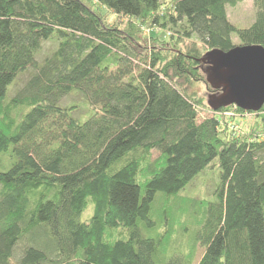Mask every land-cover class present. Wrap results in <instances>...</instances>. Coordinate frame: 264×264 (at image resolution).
<instances>
[{
	"label": "trees",
	"instance_id": "obj_1",
	"mask_svg": "<svg viewBox=\"0 0 264 264\" xmlns=\"http://www.w3.org/2000/svg\"><path fill=\"white\" fill-rule=\"evenodd\" d=\"M245 1L0 0V264H264V107L213 111L199 91L220 92L206 82L209 51L264 47V0L248 28L229 19ZM97 5L127 22L109 25ZM75 92L85 120L61 104ZM229 113L252 121L228 131ZM216 159L217 201L186 243L153 203Z\"/></svg>",
	"mask_w": 264,
	"mask_h": 264
},
{
	"label": "rangeland",
	"instance_id": "obj_2",
	"mask_svg": "<svg viewBox=\"0 0 264 264\" xmlns=\"http://www.w3.org/2000/svg\"><path fill=\"white\" fill-rule=\"evenodd\" d=\"M90 4L91 2L88 1ZM99 12L104 13V20L109 25H114L117 22L126 23L127 20L122 19L121 17L116 16L113 12L106 10L100 6H96ZM227 12L230 21L241 28H248L255 20V7L253 0H248L242 3H239L235 7L228 6ZM123 21V22H122ZM144 36L151 38L153 35L158 36L162 39H169L170 33L164 32L161 29L144 27L142 28ZM235 44H239V41L236 37H233ZM56 42L48 41L43 44L42 50L38 53L37 60L41 63L51 52L55 49ZM136 63V62H135ZM35 69H30L21 75L14 81V83L9 87L7 92V101L12 99L17 95V93L23 88L28 79L35 73ZM199 91L203 96H205L208 101V97L211 95L209 91L206 90L204 86H199ZM62 105L76 104L79 106L78 112L81 119H86L88 117L87 106L82 98L80 93H72L67 96L62 102ZM200 118L204 119L208 113L202 111L200 113ZM77 116V115H76ZM78 117V116H77ZM227 129L228 131L238 132L241 127L246 126L252 121L251 117L249 118H240L234 116L233 114L227 115ZM6 155V154H5ZM4 155V156H5ZM159 154L157 152L153 153V158H157ZM7 157V155L5 156ZM4 162V166L1 170H6L11 161ZM127 160L123 159L117 164L115 169H119L126 164ZM140 180L144 178L141 174L139 176ZM221 184V168L219 166V160H214L204 171L198 174L192 182L182 191L179 192L177 196L166 197L163 193H158L153 207L156 212L160 213L161 211H168L172 218L174 226L179 228H184L185 242L189 243L194 239V225L198 222L199 214L205 210L206 206L209 203L217 201L216 190ZM94 214L93 203L90 202L88 208L82 214V220H88ZM201 256L200 249L198 250V256ZM197 256V257H198ZM200 256L198 258H200Z\"/></svg>",
	"mask_w": 264,
	"mask_h": 264
},
{
	"label": "water",
	"instance_id": "obj_3",
	"mask_svg": "<svg viewBox=\"0 0 264 264\" xmlns=\"http://www.w3.org/2000/svg\"><path fill=\"white\" fill-rule=\"evenodd\" d=\"M203 62L206 82L220 92L208 97L213 111L235 105L259 113L264 107V47L236 46L228 52L212 50Z\"/></svg>",
	"mask_w": 264,
	"mask_h": 264
}]
</instances>
